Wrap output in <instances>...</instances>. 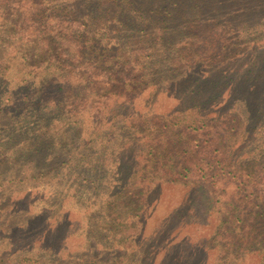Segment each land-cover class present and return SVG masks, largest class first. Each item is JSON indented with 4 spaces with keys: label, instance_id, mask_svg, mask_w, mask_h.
<instances>
[{
    "label": "trees",
    "instance_id": "1",
    "mask_svg": "<svg viewBox=\"0 0 264 264\" xmlns=\"http://www.w3.org/2000/svg\"><path fill=\"white\" fill-rule=\"evenodd\" d=\"M262 20L264 0H0V184L43 206L0 227V264H264Z\"/></svg>",
    "mask_w": 264,
    "mask_h": 264
},
{
    "label": "rangeland",
    "instance_id": "2",
    "mask_svg": "<svg viewBox=\"0 0 264 264\" xmlns=\"http://www.w3.org/2000/svg\"><path fill=\"white\" fill-rule=\"evenodd\" d=\"M250 19V16L248 17ZM259 16L256 17L258 19ZM261 23H264L262 20ZM181 150V149H180ZM23 171L29 172L27 168L23 169ZM23 173L21 172L18 175L21 177L19 178H13L14 180H19L23 179L26 177V174L22 175ZM1 186V184H0ZM28 185L26 181L23 183H16V181L13 182H6L4 185L0 187V227L6 223L9 225L12 222H15V219H22L23 220V215L29 211H32V213H40L42 210V202L41 203H36L34 202L31 204L30 201H28V194H30V190L28 189ZM34 194L36 197H38L37 194H41L38 191H34ZM165 209L159 208L157 211L156 216L151 220V224L148 227L147 233H152V231L157 228L160 223L162 218L165 216ZM17 221V220H16ZM59 220L57 218H53L51 220V225L53 228L56 227L57 223ZM43 224L46 225V223H37L36 227L33 230V234L36 235H44L43 233V228L46 227ZM11 226V225H10ZM84 241L83 235H74L73 239H70L69 242H67V248L70 247L72 251H77L80 249V245ZM3 243V241H1ZM0 242V257L5 256L4 253L10 252L12 247L11 243H7L5 245H2ZM32 245V243L27 244ZM32 260L27 261L25 264H57V262H52V263H45L43 261L38 260L37 258H30Z\"/></svg>",
    "mask_w": 264,
    "mask_h": 264
}]
</instances>
